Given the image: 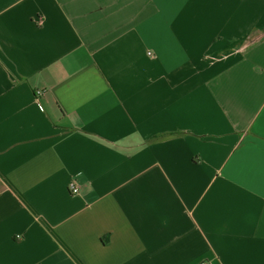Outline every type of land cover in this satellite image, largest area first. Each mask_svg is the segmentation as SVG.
<instances>
[{"label":"crops","instance_id":"0c3cea01","mask_svg":"<svg viewBox=\"0 0 264 264\" xmlns=\"http://www.w3.org/2000/svg\"><path fill=\"white\" fill-rule=\"evenodd\" d=\"M203 263L264 264V0H0V264Z\"/></svg>","mask_w":264,"mask_h":264},{"label":"built area","instance_id":"2783aa9c","mask_svg":"<svg viewBox=\"0 0 264 264\" xmlns=\"http://www.w3.org/2000/svg\"><path fill=\"white\" fill-rule=\"evenodd\" d=\"M41 96H43V91H41V90H36V91H35V97L38 99V98H40ZM68 187H69V191L71 192V194H73V195L78 194V189H77V187L74 185L73 182L69 183ZM203 264H205V263H203Z\"/></svg>","mask_w":264,"mask_h":264}]
</instances>
